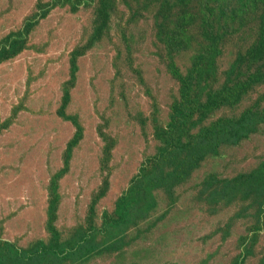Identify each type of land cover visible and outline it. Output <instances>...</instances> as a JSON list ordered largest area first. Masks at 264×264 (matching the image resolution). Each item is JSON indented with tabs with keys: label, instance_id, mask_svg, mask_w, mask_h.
Here are the masks:
<instances>
[{
	"label": "rangeland",
	"instance_id": "1",
	"mask_svg": "<svg viewBox=\"0 0 264 264\" xmlns=\"http://www.w3.org/2000/svg\"><path fill=\"white\" fill-rule=\"evenodd\" d=\"M240 1L0 0V264H264V57L233 66L264 0Z\"/></svg>",
	"mask_w": 264,
	"mask_h": 264
},
{
	"label": "trees",
	"instance_id": "2",
	"mask_svg": "<svg viewBox=\"0 0 264 264\" xmlns=\"http://www.w3.org/2000/svg\"><path fill=\"white\" fill-rule=\"evenodd\" d=\"M102 2H105V0H102ZM182 2H185V0H182ZM237 4L245 11H248L247 8L248 3H246L244 0L237 2ZM197 15L198 17H201V20L203 22L202 24L203 33L205 35V38L208 39L209 41V45H205V50H206L205 53L201 56V59L203 61L201 63V68L209 70L214 66V57L218 54L220 50L219 44L221 43V36L219 34H223L222 31H220V29L215 25L214 18H217V20L221 22L222 17L219 11H215L214 8H210L209 10L207 8H204L201 11H199ZM99 19L101 20L100 17H98V20ZM104 21L106 22L107 19L105 18ZM236 22L237 19L235 20L234 23ZM241 23L242 22L237 23V26H242ZM211 40L213 45L211 43ZM242 57L249 60L250 62L254 61L255 59H260L264 57V9L260 17L259 34L257 35V39L255 40V42L251 44V47L247 49V52H243L239 54L233 66L240 63L241 62L240 58ZM263 65L264 62L259 64V66L257 67H262ZM228 91L229 89L227 91L220 92L218 98L226 99L228 97ZM257 121H258L257 114L253 113L252 110H249L246 114L242 115L240 118L233 120L232 122L234 124L227 122L228 126L224 127L223 129H220V126H218L217 130L215 131L216 132L215 142L219 134L221 135L220 140H225V141L229 140L232 142H236L241 138H243L245 135H247L249 132H251L252 127ZM222 124L223 122L219 125ZM208 134L211 135V133ZM205 135H207V133ZM251 175L252 173L246 175H240L234 178L233 180H231V182L241 177L251 176ZM260 191L262 194L264 193V180L261 183ZM118 214H119L118 218L114 220L115 223H118L125 219L129 220L128 218L130 215V208L125 207L124 202H121L118 207ZM39 246L40 249H38V246H36L35 248H32L33 250L30 249L32 251L26 249H22V250L19 249V250H15L14 253L16 254V256L18 257L20 256L21 259H25L28 258L31 252H38L44 248L42 245Z\"/></svg>",
	"mask_w": 264,
	"mask_h": 264
}]
</instances>
